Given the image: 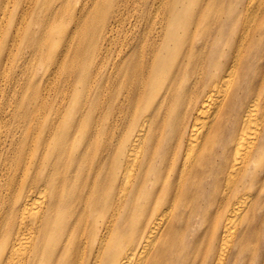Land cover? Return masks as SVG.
<instances>
[{
	"label": "bare ground",
	"instance_id": "6f19581e",
	"mask_svg": "<svg viewBox=\"0 0 264 264\" xmlns=\"http://www.w3.org/2000/svg\"><path fill=\"white\" fill-rule=\"evenodd\" d=\"M33 3L0 0V264L264 258V0H85L52 16L90 69L13 82Z\"/></svg>",
	"mask_w": 264,
	"mask_h": 264
},
{
	"label": "rangeland",
	"instance_id": "374dc122",
	"mask_svg": "<svg viewBox=\"0 0 264 264\" xmlns=\"http://www.w3.org/2000/svg\"><path fill=\"white\" fill-rule=\"evenodd\" d=\"M44 2L42 0H34L33 6L31 7V10L29 12L26 24H25V29L26 27H29V24H31L33 21L35 22V20L39 21V22H47L51 20L54 23H50V25H48L49 27L45 26L44 30H47V33L50 35L49 37H53L52 42H48L46 44H42L39 45L37 41H35V39H37V35L34 34L35 39H32L30 42L28 41V43H26V45H24L23 40V35L21 37V39L17 42L16 47L14 49V55L12 58L13 64H12V69H9V73H17L18 75L16 77H14V81H18V82H28L31 80H36L38 79L37 77H35V75H40L43 74V72L45 71L44 66L42 65V62L45 61L46 65L49 64V62L54 59L55 57H57V55H59L61 52H68L67 56L64 58V65L63 68L64 70H68V71H77V70H85V69H90V65L91 63L95 60V58H92L90 55L88 56V66L85 65V63H81V65L79 64H75V59L74 56L76 53V48L78 49V53L80 52V48L82 50V47L80 46V43H78L77 41H73L70 40L71 37L67 38V39H62L59 40V25H56V22L54 21L55 17L52 16V14L54 13H70L71 10L74 8H77L78 5L80 4V2H85V0H47V5H48V10H40V5H42L41 3ZM37 6L39 7L38 10L36 9ZM43 7H47L46 5H42ZM61 8V10H60ZM44 9V8H43ZM53 12H52V11ZM73 11V10H72ZM37 14V15H36ZM37 25V24H36ZM64 27V26H63ZM36 31H41V27L40 25H37ZM25 31V30H24ZM215 31L209 32L210 34V38L207 41V47L204 49L202 46V43L200 41V45L198 46L199 48L196 49H200V50H196V55L197 57L200 55V61H198L197 63L193 64V67L195 69V73L194 75L197 76L196 74L199 75V70H203L206 68V64L205 62H207V65L210 64L209 63V56H210V51L212 49V43H213V39L215 36ZM55 37V38H54ZM91 43V42H90ZM94 43V41L92 40V44ZM87 49L85 50V52H81V54H89L88 53V43L86 44ZM39 48H42L41 51L39 50ZM261 49L260 46H254L252 48V53H255L256 51H259ZM29 50H36L38 52H41V55L39 56H31L29 54ZM246 52H248V50H246ZM245 53V50H244ZM99 56V55H97ZM96 56V57H97ZM205 59H203V58ZM253 57V56H252ZM85 60V59H84ZM208 60V61H207ZM258 61L257 57H253V62L254 64ZM90 64V65H89ZM17 71V72H16ZM49 90L52 91V89L54 88V83H49ZM69 96V98L71 97L70 92L67 93V97ZM211 230L207 233V236H211ZM263 255H260L259 252H257L256 258L257 261L255 264H264V258L262 257ZM254 264V261L251 260V255L249 253H245L240 259H236L234 262H232L231 264Z\"/></svg>",
	"mask_w": 264,
	"mask_h": 264
}]
</instances>
